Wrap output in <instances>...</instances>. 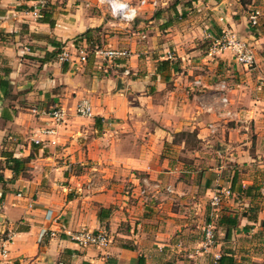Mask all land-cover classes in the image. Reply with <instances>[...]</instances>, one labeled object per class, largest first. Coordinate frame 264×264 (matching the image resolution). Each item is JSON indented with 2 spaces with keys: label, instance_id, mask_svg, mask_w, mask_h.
I'll return each instance as SVG.
<instances>
[{
  "label": "crops",
  "instance_id": "1",
  "mask_svg": "<svg viewBox=\"0 0 264 264\" xmlns=\"http://www.w3.org/2000/svg\"><path fill=\"white\" fill-rule=\"evenodd\" d=\"M124 1L138 11L130 27L107 20L95 0H47L38 20L37 0H0V244L14 234L0 264L195 260L205 226L196 214L216 186L234 185L249 210L261 194L256 219L232 214L246 231L264 229V0ZM99 29L103 47L129 57L109 67L92 54L82 65L59 60L64 50H91ZM224 35L247 45L255 63L216 50ZM81 99L91 117L76 115ZM55 108L64 111L59 124L48 116ZM82 229L104 230L111 243L81 248L70 235ZM222 252L217 241L206 257Z\"/></svg>",
  "mask_w": 264,
  "mask_h": 264
},
{
  "label": "built area",
  "instance_id": "2",
  "mask_svg": "<svg viewBox=\"0 0 264 264\" xmlns=\"http://www.w3.org/2000/svg\"><path fill=\"white\" fill-rule=\"evenodd\" d=\"M95 3L99 7L106 9V12L110 18L124 26H131L137 17V9L132 7L129 3L124 0H95ZM47 0H37L36 6L33 7L30 14L34 20H38L42 17L41 11L46 6ZM143 4V2L141 3ZM261 13L258 10H253L249 15V22L252 27L259 24V18ZM215 49L225 50L232 49L234 52L235 60L237 63L245 65L247 67L252 66L254 61V56L251 49L244 43L237 41L233 36L224 35L221 40H219L215 46ZM92 54L94 59L98 61L101 65L105 64L112 65L116 60L127 59L129 53L125 50H118L113 48H106L103 46L94 45L91 50L87 47L77 48L75 53H70L66 50L62 51L59 56L61 62H68L73 64L82 65L86 63L87 57ZM124 75H129L128 70L123 71ZM195 85H199V82H195ZM221 89H224L223 85ZM222 106L228 104V100L223 97L221 98ZM75 113L79 117H91V107L87 100L81 99L75 106ZM229 115V113H228ZM48 116L53 119L55 124H59L63 121L64 111L61 108H55L48 113ZM47 134H51L52 130H45ZM149 191V184L145 179L140 181V187L138 189V196L146 198ZM233 198L230 188H222L219 186L214 187L211 191V196L209 198V204L212 208V212H217L220 210L223 199ZM46 217H49V212H47ZM215 227L212 222L205 224L203 228V239L201 245L195 250L194 254H190L189 257L202 255L208 249L213 248L216 244L215 237ZM44 230L41 231L40 235L44 234ZM14 234L12 232H5L1 238L0 244V255L6 257L7 246L12 242ZM70 239L73 243L81 248L93 247L97 249H106L111 243V238L109 234L104 230L90 231L87 229H82L76 231L70 235ZM220 256L216 255V261Z\"/></svg>",
  "mask_w": 264,
  "mask_h": 264
},
{
  "label": "rangeland",
  "instance_id": "3",
  "mask_svg": "<svg viewBox=\"0 0 264 264\" xmlns=\"http://www.w3.org/2000/svg\"><path fill=\"white\" fill-rule=\"evenodd\" d=\"M105 18L107 20H110L114 24H119L117 21L112 20L107 12H105ZM101 32H103L102 29L101 30L99 29V31L93 32L94 38L92 39L91 46H94V45L105 46L104 43L107 40V38L101 37L100 35ZM189 145H191L190 147L195 146V144H191V143H189ZM210 164H213V166ZM194 165L197 166V164H194ZM215 166H216L215 160L206 161L203 167L204 169L205 168L207 169H205L201 173V175L206 176L209 173H213L212 170L209 171L208 169L210 168L214 169ZM255 198L256 199L254 200V202L256 203L253 204V208L251 209L252 212H250L249 208H247L246 206L247 203H245V201H242L243 199L238 200L237 195H235L233 199L232 198L223 199L220 210L217 212H212V208L209 204V199L207 197L205 199H202L203 200L201 204L202 208L198 210L199 214H196V219L199 220L198 224L200 225V228L201 227L203 228V226L208 222H212L214 224L215 234H216L215 241L221 242L222 249L227 250L231 254H233L237 264H264V229H261L260 227H257V226H256L257 228L255 226H249L251 228L246 231L243 228L245 226H243L242 222L239 221L242 218L240 217V219L238 220L239 227L237 226L235 229H232L230 233V237L227 240H225L223 229L218 231V228L216 227V223L220 215L233 213L232 212L233 209H237L238 214L243 212L244 210H247V212L250 213V215H252L253 211L257 212V209H259V205L263 201L261 199V194H259V196L256 195ZM241 203H243L244 205L242 206ZM255 206H257L258 208ZM194 209H196V207H194ZM202 255L197 257L195 260H192V259H189L188 257H181L182 255L180 256L179 254H177V256L179 257L178 259L182 262V264L183 263L184 264H215L214 262H216V259H210L209 257H206V252L203 253Z\"/></svg>",
  "mask_w": 264,
  "mask_h": 264
},
{
  "label": "trees",
  "instance_id": "4",
  "mask_svg": "<svg viewBox=\"0 0 264 264\" xmlns=\"http://www.w3.org/2000/svg\"><path fill=\"white\" fill-rule=\"evenodd\" d=\"M160 69L161 71L166 70L169 67V63L168 61H162L160 63ZM189 140V139H188ZM14 163L18 164L19 161L14 160ZM234 185H231V190L233 189ZM249 190L245 189L244 192L241 194V196H248ZM252 208H250V212H252L251 210ZM243 218H247V220H251V219H256L255 216V211H253V215H248V212H244L241 215ZM238 226V217L236 215H233L232 213L230 214H222L220 215L217 223H216V227L217 228H221L223 229V234H224V239L227 240L230 237V233L232 229H235ZM215 232V230H214ZM216 237V234H215ZM215 264H237L236 260L233 256V254H231L229 251L227 250H223L222 254L220 255L219 259L215 262Z\"/></svg>",
  "mask_w": 264,
  "mask_h": 264
}]
</instances>
